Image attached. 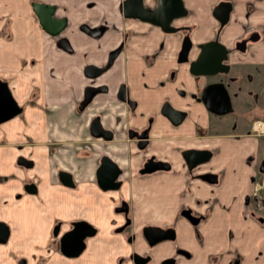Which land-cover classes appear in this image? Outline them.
I'll list each match as a JSON object with an SVG mask.
<instances>
[{"label":"crops","instance_id":"crops-1","mask_svg":"<svg viewBox=\"0 0 264 264\" xmlns=\"http://www.w3.org/2000/svg\"><path fill=\"white\" fill-rule=\"evenodd\" d=\"M33 1L0 0V78L8 80L12 95L22 105L18 114L0 122V219L10 228V235L6 242L0 241L3 243L0 246L8 264H17L19 256H26L27 264H53L52 251L56 247L53 222L61 220L64 228L68 220L80 217L98 227V231L89 236L84 249L85 264H117L116 257L123 252L115 243L122 236L113 234V228L121 216L112 209L116 202L114 194L105 192L95 182L98 157L105 152L119 159L134 151L132 140L124 129L129 123L143 125L145 116L153 110L146 103L157 93L153 90L159 88L156 80L164 78L175 62L181 36L176 32L165 35L147 21L122 18L118 0H44L54 3L55 14L67 21L61 32L51 34L39 22L31 5ZM153 1L145 0L149 5H153ZM183 1L188 11L176 22L192 25L190 39L194 47L191 56L196 55L200 42L213 37L227 46L231 71L210 75L207 80L225 79L229 91L236 94L238 84L229 83L227 75L238 77L245 66H249L246 72L254 71L256 77L264 74V0H227L231 2L229 19L222 23L213 14L220 0ZM105 22L108 25L101 35L84 29L85 25L93 27ZM123 24L134 26L142 35L133 34L100 75V81L109 84V90L96 92L92 102L82 107V95L89 78L85 70L107 62L108 53L122 37ZM251 26L261 31L259 38L247 36ZM160 39L165 43L158 53V63L150 71L141 58L145 52L156 50ZM163 59L164 62L159 63ZM182 67L189 74L186 65ZM143 70L147 75L152 74V95L134 91L142 102L135 113H130L115 90L122 79L133 84L145 78L147 75L142 77L140 73ZM254 79L252 75L248 82L245 80L244 92L236 94L237 106L246 108L255 103L254 93L248 90L250 84L255 85ZM169 83L190 87L188 82L180 80ZM162 88L159 94L163 96ZM255 88L264 92V82ZM262 99L264 96L259 100L261 107L255 111L257 114L264 106ZM194 105L184 106L189 108V113L181 125L161 119L155 122L151 129L155 145L164 144L172 150L176 146L185 147L191 139L197 138L210 115L202 103ZM98 112L105 126L113 127V138L107 140L91 134L90 118ZM228 116L227 112L214 116L218 124L214 139L218 146L219 182L208 185L201 181L200 186L189 192L185 187L173 188L172 183L161 187L153 180L151 192L136 195L134 190L127 188L124 195L134 200L132 210L136 215L145 213L141 206L155 205L161 211L179 197L183 203L195 197L211 201L213 221L223 222L234 216V206L229 205L236 201L241 207L251 188L252 173L243 167L242 157L252 149L249 145L262 136L250 130L249 121L242 128L246 138L235 142L233 132L226 128ZM21 154L32 159L33 165L19 163L17 158ZM162 155L169 158L167 153ZM61 167L74 174V187L59 180L57 171ZM30 181L36 183L35 193L24 188V183ZM180 190L182 194H178ZM245 212L241 208L238 215Z\"/></svg>","mask_w":264,"mask_h":264},{"label":"flooded vegetation","instance_id":"flooded-vegetation-1","mask_svg":"<svg viewBox=\"0 0 264 264\" xmlns=\"http://www.w3.org/2000/svg\"><path fill=\"white\" fill-rule=\"evenodd\" d=\"M41 1L51 4L53 8L55 7L54 3L44 0ZM41 1L35 0L33 3ZM122 1L123 0H118L122 18H136L140 21H147L150 23V26L158 27L165 35L171 32H176V34L180 33L181 37L179 38V42L181 44L180 49H178V52L175 54V62L169 67L167 75H165L164 78L159 77V79L156 80L159 86L158 89L152 88V83L150 81L152 74L150 73L147 75L148 73H146V70H143L140 73L142 77L147 75L145 78L138 79L134 81L135 83L133 84L126 79H122L115 90L118 99L124 101L130 113H135L139 108L140 102H142L140 96L134 94V91H138L136 93L139 94L150 95H152L150 92L151 89L157 91L156 94L154 93V95L150 96L146 103L148 107L153 108V110L145 116V123L143 125H132L129 123L124 129L129 139L132 140L131 144L134 151L119 159L110 156L108 153H101L98 157V165L95 168V182L97 186H100L105 192H112L114 194L113 197L116 198V202L112 209L121 216L120 221L115 222L113 228V234L119 233L122 236L120 240L115 243L116 248L123 252L116 257L117 264H264V143H261L259 138H256L258 141L255 140L254 144L252 142L249 145L252 149L249 150L247 156L245 155V157H242L243 167L245 170H250L249 172L252 173L250 176L251 188L250 193L245 195V200H243L241 207L236 204V201L233 202V205H229V207L234 206L235 208V210L234 208L232 209V211L235 212L234 216L232 215L226 218L223 222L213 221L210 218L213 210V205H210L211 201L209 202L207 199L203 201L195 197L185 203H183V200L179 197L174 204L165 205L163 208L164 210L161 211L155 205L147 207L141 206L140 208L146 210L144 213L145 215L139 214L138 216L135 210H132L134 200L124 195L127 188H130L132 191L134 190L136 195L145 191L151 192L153 180L158 186L163 187L167 183H172L173 188H176V186L179 188L185 187L189 192L191 189L200 186L201 181L206 182L208 185L219 182L220 170L216 168L218 146L214 139L216 134L214 131L218 125L214 116L217 112L212 109L210 110L203 103L201 90L202 87H205L206 84L212 81L218 82L224 80L229 91L225 79L212 78L207 80L206 78L210 75L230 72L232 65L228 62L227 53L223 61L229 65V68L223 72L203 75L202 73L196 74L190 70L189 62L196 59L200 45H198L199 48L196 55L192 57L190 54L191 49L194 47V43L190 39L192 25L185 22H176L187 13L188 8L187 11L179 17L175 16L172 18L170 25L174 26V28L168 31L164 30L159 23L155 24L148 19L143 20L133 15H125ZM156 2L157 0H154L152 3L153 5H149L145 0H142V4L150 8L155 7ZM66 24L67 21L65 26ZM107 25L108 23L106 22L105 24L93 27L85 25L84 29L92 34L101 35L106 30ZM62 29L58 32H61ZM250 30L251 33L247 36L252 39L259 38L261 33L260 30L253 26H251ZM120 31L122 37L119 39L118 45L113 49L111 48L107 56V62L101 66H89L85 70L89 78L82 95V107L92 102L96 92L101 91L106 93L109 90V84L101 82L99 79L100 75H102L114 59L117 58L119 52L126 47L125 43L133 34L140 33V35H142L134 26H124V24L121 26ZM187 33L189 34L188 37L192 42V46L191 49L188 50V59L181 61L179 51L182 48L183 39ZM164 43L163 39H160L159 46L156 50L152 52L147 51L142 55L143 58L141 59H143L145 67L147 65L150 71L152 66L158 63V53L162 49ZM163 62L164 59L159 63L162 64ZM184 64L189 74L185 72V68L183 69L182 65ZM248 68L249 66H245V69H240L238 77L236 75L234 77L233 74L227 75L229 83L233 81L238 84L236 85V94L244 92L243 87L246 86L245 80L248 82L252 75L256 74L254 71L247 73L246 71ZM177 80H180L182 83L188 82L190 87L188 88L187 85L178 84L171 85V83H169H175ZM160 88L164 89L162 93L163 96L159 94ZM229 92L231 96L230 104H232L233 108L231 111H226L227 113L229 112L230 116L229 124L226 128L231 129L234 141L237 142L236 140L238 139L243 138L244 140L246 138L242 129L246 124L244 121L245 118L242 116V113H239L241 110L243 111L245 109V106H237L236 94L232 91ZM254 94L257 96V98H253L254 102L260 106L259 100L264 96V92L259 88H255ZM196 102L202 103L210 115L208 124L202 126V132L197 135V138L191 139L185 147L176 146V148L174 147L172 150H170L171 147L164 144L155 145L151 130L155 122L161 119L172 125H181L185 120L186 114L189 113V108H185L184 106L189 104L191 107H194ZM166 106L178 108L181 111H185V113L181 119L177 118V121H172L166 116L163 110ZM255 111H257V109H255L254 112ZM232 114L236 115V120H234ZM97 120L102 128L107 130L105 133H98L95 135L91 132L92 125L95 124ZM129 121L131 122V119ZM89 130L92 135L102 136L107 140L114 136L113 127L108 128L105 126L104 122H102V114L100 112L94 114L90 118ZM189 149L198 151L190 153ZM164 153H167L169 158L163 156L162 154ZM104 157L113 160L117 165V174L114 179H112L115 182L117 181V183L115 186L106 188L102 186V183H108L107 180L109 176H111V172L108 171L109 167L103 165L107 163L103 159ZM198 159H200V161L193 164L192 161ZM153 165L159 167H152ZM102 166H104L102 173H105V177L103 173L104 180L100 182V175L98 172ZM60 169L57 171V175L59 176V180L64 183L59 175ZM111 170L113 171V169ZM65 171L72 174L69 170L65 169ZM72 179L73 182L71 185L64 184L68 187H74L76 184L74 174H72ZM165 180L167 181L166 183L161 182ZM31 182L34 181L26 183ZM34 184L36 183L34 182ZM180 193L181 190L178 194ZM241 208L245 209L246 212L244 215L242 214L240 216L238 212ZM140 217L144 218V220H139ZM76 219L89 221L85 218L78 217L73 220H68L67 226L64 228L61 220L53 222L52 235L56 244L54 251H52V254H54L52 256L54 261L53 264H85L83 252L85 251L84 249L88 243L89 236L93 233L86 236L84 239L86 245H84L83 251L76 254V256H70L65 251H62L60 247V236L64 231L74 227L73 223ZM90 223L92 224V222ZM93 227L96 228L97 232L98 227L94 224ZM96 232H94V234ZM25 257L18 258L16 263L20 264V261ZM25 264H27V257L25 259Z\"/></svg>","mask_w":264,"mask_h":264},{"label":"water","instance_id":"water-1","mask_svg":"<svg viewBox=\"0 0 264 264\" xmlns=\"http://www.w3.org/2000/svg\"><path fill=\"white\" fill-rule=\"evenodd\" d=\"M33 8L37 12L39 22H42L45 29L51 33L55 34L65 26V18L54 14V8L51 4L46 2H35L32 3ZM122 6L124 7V14L128 16H136L140 19H148L151 22L157 24L159 23L164 30L170 31L174 26L170 25L173 17H179L185 11L187 7L183 0H157L156 6L150 8L147 5L142 4V0H123ZM231 9V2L227 0H220L215 6L213 14L221 20V22H227L229 19V10ZM189 34L187 33L183 39V45L179 51L180 60L184 61L188 59V50L191 49L192 42L189 39ZM200 48L197 53V57L189 62L190 70L194 73H202L203 75H208L210 73L223 72L229 68V65L223 61L227 56V46L223 41L218 40L217 37L208 39L205 42L199 43ZM225 81H212L202 87V100L203 103L211 110L217 112V114H223L226 111L232 110V104H230V92L226 87ZM12 90L8 85V80L0 78V122L7 120L9 117L19 113L21 109V104L12 95ZM166 116L172 121H177L181 119L185 111H181L178 108L166 106L164 109ZM178 118V119H177ZM107 130L103 129L101 124L95 121L92 125L91 132L95 135L98 133H105ZM190 153L198 150L189 149ZM187 156V155H186ZM187 158V157H186ZM106 164L104 166L109 167L108 171L111 172V176L107 180L108 183H102V186L112 187L115 186L117 181H113L117 174L116 163L107 157L103 158ZM202 159V158H201ZM19 163H25L28 166L33 165L32 160L28 159L25 154H21L17 158ZM189 161V159L187 158ZM200 159L193 160V164H196ZM99 169L100 182L104 180L103 177V167ZM152 167H159L153 165ZM113 169V171L111 170ZM64 183L67 185L72 184V174L61 168L59 171ZM25 189L28 192L35 193L38 190L34 182L25 183ZM74 227L70 230H66L60 236L61 250L65 251L70 256H76V254L83 251L84 245H86L85 238L90 234L96 232V228L93 227L89 221L76 219L73 223ZM8 235H10V228L6 221L0 219V241L6 242ZM25 258L20 261V264H25Z\"/></svg>","mask_w":264,"mask_h":264},{"label":"rangeland","instance_id":"rangeland-1","mask_svg":"<svg viewBox=\"0 0 264 264\" xmlns=\"http://www.w3.org/2000/svg\"><path fill=\"white\" fill-rule=\"evenodd\" d=\"M257 75V74H255ZM255 77V85H261L262 82H264V74H261V75H258V77ZM250 80V79H249ZM255 85H249V91L250 93H254V90H255ZM254 98H257V96L254 94L252 95ZM262 102H264V99H262ZM261 107V106H260ZM258 108V104L257 103H253L252 105H249L247 106L243 111L241 110V112L239 113H242V116H244L245 118V123H249V121L251 122V118L256 116V118H263L264 117V106L263 108H261V110L258 111V114L257 112L254 113V110ZM229 113V112H228ZM234 116V120H236V115L235 114H232ZM230 117V116H228ZM251 119V120H250ZM235 130V129H234ZM259 140L261 141V143H264V137H259ZM1 243V242H0ZM3 244V243H1ZM83 254L85 255V252H83ZM20 257H25V256H19ZM0 264H8V258L2 248V246H0Z\"/></svg>","mask_w":264,"mask_h":264},{"label":"built area","instance_id":"built-area-1","mask_svg":"<svg viewBox=\"0 0 264 264\" xmlns=\"http://www.w3.org/2000/svg\"><path fill=\"white\" fill-rule=\"evenodd\" d=\"M249 128L256 135L264 137V117L263 118H253L249 124Z\"/></svg>","mask_w":264,"mask_h":264}]
</instances>
